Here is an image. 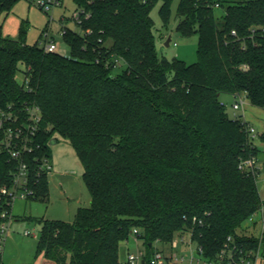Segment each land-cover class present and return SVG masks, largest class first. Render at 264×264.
<instances>
[{
    "label": "trees",
    "instance_id": "trees-1",
    "mask_svg": "<svg viewBox=\"0 0 264 264\" xmlns=\"http://www.w3.org/2000/svg\"><path fill=\"white\" fill-rule=\"evenodd\" d=\"M16 1L0 0V16ZM73 1L84 14L81 31L63 34L71 55L28 44L24 24L18 39L0 36V106L41 107L42 153L50 156L57 136L67 139L92 199L72 221L39 220L36 256L122 264L121 242L135 229L148 254L155 241L170 243L189 228L209 258L230 235L258 248L244 225L264 199L241 164L260 148L250 123L230 115L221 95L242 94L264 108V0H179L177 30L199 35L191 64L157 50L152 10L160 3L168 23L173 0ZM217 2L225 8L220 17ZM12 163L0 157V188L12 183ZM34 187V200L46 198L49 177Z\"/></svg>",
    "mask_w": 264,
    "mask_h": 264
},
{
    "label": "rangeland",
    "instance_id": "rangeland-1",
    "mask_svg": "<svg viewBox=\"0 0 264 264\" xmlns=\"http://www.w3.org/2000/svg\"><path fill=\"white\" fill-rule=\"evenodd\" d=\"M178 3L179 0H173L172 15L168 23L162 21L159 13L160 3L152 10L157 50L161 56L168 59L176 57L191 64L198 58L199 35L195 33L191 36H184L177 30ZM77 8L78 6L73 0H64L62 6L53 7L48 11L28 0H18L9 12H4L0 16V36L18 39L20 26L24 24L27 28L26 42L28 44L33 45L38 42L43 47L42 36L47 32L59 45L60 53L71 55L70 47L65 42L61 30L70 28L81 31L73 17ZM224 12L225 8L223 7L216 9V14L219 17ZM169 37H171L170 45H166ZM122 68L123 66H120L116 72H120ZM24 69L25 67L22 65V70ZM17 80L20 83L23 82V71L18 74ZM221 100L227 104V110L232 115V104L235 97L229 93H223ZM245 114L249 120L251 119L259 134L264 131V108L253 106L247 99ZM260 150L259 156L264 159V145H261ZM49 154L53 171L64 173L65 176L57 179L53 174L49 175V194L46 198L18 199L16 201L13 209L15 218L11 223L4 251L6 264H41V262L50 260L43 254L36 256L41 230L39 220L72 221L79 207H88L91 204V194L83 176L84 167L71 143L67 139L57 136V140L49 144ZM258 186L261 194L264 195V176L260 177ZM246 226H248V222L245 223L244 227ZM26 231L30 232V235H26ZM186 235L189 236V234ZM155 246L162 247V244L155 243ZM169 248L170 246L167 245L166 249ZM137 249H145L144 241L139 239L137 244L135 235L131 234L128 239L121 242V261L126 260L128 252H135ZM262 249L264 251V247Z\"/></svg>",
    "mask_w": 264,
    "mask_h": 264
},
{
    "label": "built area",
    "instance_id": "built-area-1",
    "mask_svg": "<svg viewBox=\"0 0 264 264\" xmlns=\"http://www.w3.org/2000/svg\"><path fill=\"white\" fill-rule=\"evenodd\" d=\"M35 3L46 11L53 7L62 6L64 0H28ZM217 2L215 7H220ZM84 10L78 7L74 13L77 23L81 22ZM66 28L61 30L62 35ZM44 40L43 48L49 52L59 51V45L46 32L42 36ZM176 44V43H175ZM42 47V46H41ZM114 67L117 69L122 66L121 58H113ZM26 79L24 73V80ZM247 100L244 95L239 94L235 97L232 104L233 117L239 116L240 111L244 110ZM243 115V114H242ZM42 109L36 103H25L22 106L14 104L0 106V132L4 135L0 138V157H7L8 161L13 162L10 170L12 183L3 185L0 188V264L4 262V251L10 232L11 223L14 220V204L18 199L27 200L36 197L35 183L40 177L53 173L51 157L42 153L43 144L40 140V126L42 122ZM250 137L255 140L258 137L256 128L248 126ZM33 159L37 168H33L30 160ZM242 168L248 167L251 173L258 178L263 176L264 163L258 157H251L241 164ZM261 193V192H260ZM264 199V195H262ZM248 226L245 228L249 232H255L259 237L260 245L258 248L247 247L244 243L237 241L234 235L228 236L222 248L214 258L206 256L204 247L194 239L192 228L179 231L175 234L170 243L155 241L148 254L146 249H137L135 252H128L127 258L122 264H256L257 260L263 255L264 240V206L253 213L247 220ZM137 229L133 231L135 235ZM26 235L30 232L26 231ZM186 234H189L187 236ZM136 243L139 239L135 236ZM161 243L162 247L155 246ZM170 246L166 249V246Z\"/></svg>",
    "mask_w": 264,
    "mask_h": 264
},
{
    "label": "crops",
    "instance_id": "crops-1",
    "mask_svg": "<svg viewBox=\"0 0 264 264\" xmlns=\"http://www.w3.org/2000/svg\"><path fill=\"white\" fill-rule=\"evenodd\" d=\"M225 1H237V0H225ZM247 105V104H246ZM245 105V106H246ZM241 114H243V117H244V119L248 122V123H250V125H252V126H254V124L252 123V121H251V119L249 120L248 119V117L246 116L247 114H245V107H244V110L241 112ZM264 129V128H263ZM257 130V129H256ZM258 132V131H257ZM262 133H264V131L263 132H261L260 134H262ZM260 134H259V132H258V137L255 139V143L258 145V147L260 148L261 147V145H264V142L262 141V139L260 138ZM261 151V150H260ZM260 153V152H259ZM258 158H259V160L263 163L264 162V159H261L262 158V156H259L258 155ZM54 176H56V178L57 179H59V178H63V176H65L64 175V173H59V172H56V171H53V173H52ZM45 262H47V264H56L55 262H53V261H50V260H46V261H44V262H41V264H45ZM50 262V263H49ZM51 262H53V263H51ZM256 264H264V251H263V255H262V257L260 258V259H258L257 260V262H256Z\"/></svg>",
    "mask_w": 264,
    "mask_h": 264
},
{
    "label": "water",
    "instance_id": "water-1",
    "mask_svg": "<svg viewBox=\"0 0 264 264\" xmlns=\"http://www.w3.org/2000/svg\"><path fill=\"white\" fill-rule=\"evenodd\" d=\"M170 42H171V37H169L166 41V45H170ZM92 201V200H91Z\"/></svg>",
    "mask_w": 264,
    "mask_h": 264
}]
</instances>
